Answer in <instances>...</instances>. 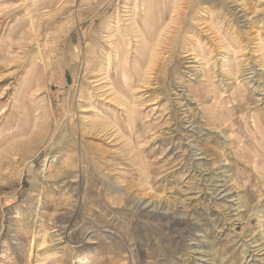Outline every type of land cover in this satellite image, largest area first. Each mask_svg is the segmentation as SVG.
Returning <instances> with one entry per match:
<instances>
[{
	"label": "rangeland",
	"instance_id": "374dc122",
	"mask_svg": "<svg viewBox=\"0 0 264 264\" xmlns=\"http://www.w3.org/2000/svg\"><path fill=\"white\" fill-rule=\"evenodd\" d=\"M0 264H264V0H0Z\"/></svg>",
	"mask_w": 264,
	"mask_h": 264
},
{
	"label": "bare ground",
	"instance_id": "6f19581e",
	"mask_svg": "<svg viewBox=\"0 0 264 264\" xmlns=\"http://www.w3.org/2000/svg\"><path fill=\"white\" fill-rule=\"evenodd\" d=\"M47 230V229H46Z\"/></svg>",
	"mask_w": 264,
	"mask_h": 264
}]
</instances>
